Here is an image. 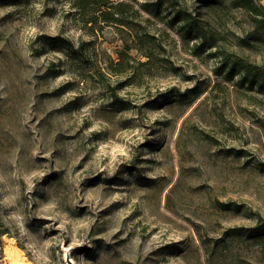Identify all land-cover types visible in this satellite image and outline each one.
<instances>
[{
  "label": "rangeland",
  "instance_id": "rangeland-1",
  "mask_svg": "<svg viewBox=\"0 0 264 264\" xmlns=\"http://www.w3.org/2000/svg\"><path fill=\"white\" fill-rule=\"evenodd\" d=\"M123 1L130 26L86 21L100 0H0V264H264V236L231 231L264 220V90L215 71L264 67V30L173 0L196 54L166 0Z\"/></svg>",
  "mask_w": 264,
  "mask_h": 264
},
{
  "label": "trees",
  "instance_id": "trees-1",
  "mask_svg": "<svg viewBox=\"0 0 264 264\" xmlns=\"http://www.w3.org/2000/svg\"><path fill=\"white\" fill-rule=\"evenodd\" d=\"M85 1L89 0H74V3H76L79 8L83 9ZM100 1L102 5L106 6V8L113 7L115 11H111L110 9L103 10L102 8H97L95 11L91 12L92 16H89L86 21L90 22L99 17H102L104 21H113L119 24H126L130 26V22L125 16V13L123 12V10L119 9L121 6L126 4L123 0H117L115 3H111L110 0ZM163 1L165 0H150L144 2L142 4V7L152 13L154 16H157L160 13ZM166 1L169 4L168 6L174 8L173 11L169 12V24L173 25L178 23V28L183 38L200 40L199 43H196L194 45V53H200L204 49V47L207 46V43H205L204 31L201 26L202 22L191 13L181 8H175V1ZM107 3L110 4L107 5ZM229 3L232 7L242 9L247 15V18L251 25H253L257 29L264 30V2H262V0H229ZM145 35L147 34L143 33V36L142 34H135L140 44L144 42L142 37H144ZM48 39L55 41L57 40V37L51 36ZM65 44L67 45V48L72 49V43L69 40H65ZM146 56L148 58L150 57L149 52H147ZM228 59L229 58L227 57L224 58L221 64L216 68V73L225 71L224 74L227 79H232L233 76L237 75V83H245L250 88L256 87L258 90H264V67L249 63L240 56H236L232 60ZM113 103L118 106H122L123 101L114 96ZM230 208L238 209V205L232 206ZM231 231L244 233L247 236H264V220L257 216V223L255 226L232 228Z\"/></svg>",
  "mask_w": 264,
  "mask_h": 264
},
{
  "label": "bare ground",
  "instance_id": "bare-ground-1",
  "mask_svg": "<svg viewBox=\"0 0 264 264\" xmlns=\"http://www.w3.org/2000/svg\"><path fill=\"white\" fill-rule=\"evenodd\" d=\"M17 264H20V262H18ZM22 264V263H21Z\"/></svg>",
  "mask_w": 264,
  "mask_h": 264
}]
</instances>
